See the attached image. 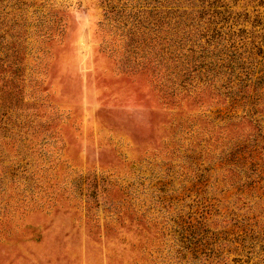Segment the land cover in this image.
I'll return each instance as SVG.
<instances>
[{
  "label": "rangeland",
  "instance_id": "1",
  "mask_svg": "<svg viewBox=\"0 0 264 264\" xmlns=\"http://www.w3.org/2000/svg\"><path fill=\"white\" fill-rule=\"evenodd\" d=\"M8 3L43 126L0 159V264H264V121L166 102L99 0Z\"/></svg>",
  "mask_w": 264,
  "mask_h": 264
},
{
  "label": "trees",
  "instance_id": "2",
  "mask_svg": "<svg viewBox=\"0 0 264 264\" xmlns=\"http://www.w3.org/2000/svg\"><path fill=\"white\" fill-rule=\"evenodd\" d=\"M8 1L14 8H21L16 2L26 7L34 4V0ZM238 1L99 3L112 27L128 35L125 47L135 52V73L151 78L166 102L222 105L224 123L246 121L260 126L264 121V15L259 6L264 0H244L243 7L236 8ZM248 4H253L250 10ZM23 9L10 19L4 11L0 18V159L11 148L27 152V142L35 143L32 138L43 126L36 111L39 97L28 91L27 34L32 21L25 20ZM40 19L37 15L35 25L42 23ZM44 35L51 38L50 28ZM8 172L0 163V189Z\"/></svg>",
  "mask_w": 264,
  "mask_h": 264
}]
</instances>
